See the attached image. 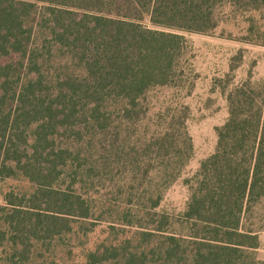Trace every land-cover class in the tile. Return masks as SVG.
<instances>
[{
    "label": "trees",
    "instance_id": "obj_1",
    "mask_svg": "<svg viewBox=\"0 0 264 264\" xmlns=\"http://www.w3.org/2000/svg\"><path fill=\"white\" fill-rule=\"evenodd\" d=\"M223 4L264 10V0H0V177L28 185L0 204V264H68L77 247V264H264L253 253L264 92L249 79L228 91L177 219L157 207L192 149L182 122L168 132L186 107L142 130L149 92L187 76L181 32H210ZM247 19L242 40L264 45Z\"/></svg>",
    "mask_w": 264,
    "mask_h": 264
},
{
    "label": "rangeland",
    "instance_id": "obj_2",
    "mask_svg": "<svg viewBox=\"0 0 264 264\" xmlns=\"http://www.w3.org/2000/svg\"><path fill=\"white\" fill-rule=\"evenodd\" d=\"M249 15L264 27V10L253 13L223 4L215 10L217 24L213 30L207 33L181 32L188 41L184 54L185 81L178 86L156 87L148 94L150 113L142 130L151 132L158 129L175 114L176 105L186 107L184 112L176 114L168 132L176 134L181 131L182 122L190 136L192 149L188 156L178 158L181 162L176 176L164 188L157 207L158 211L169 214L173 219H177L185 209L189 197L188 179L200 162L214 151L217 140L215 128L222 125L228 116V91L249 79L252 85L264 92V45L241 38L249 25ZM239 53L240 57L237 56ZM27 188V183L20 178L0 177V204H3L6 194L21 193ZM99 229L96 227L89 235L87 246L100 239ZM184 229L179 224L171 227V231L179 233ZM75 253L68 264L82 261L80 248H75ZM253 253L264 260V230Z\"/></svg>",
    "mask_w": 264,
    "mask_h": 264
}]
</instances>
